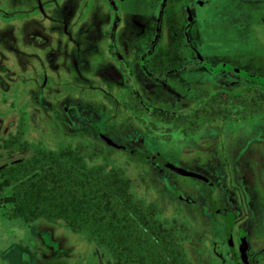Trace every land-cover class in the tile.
<instances>
[{
  "label": "rangeland",
  "instance_id": "rangeland-1",
  "mask_svg": "<svg viewBox=\"0 0 264 264\" xmlns=\"http://www.w3.org/2000/svg\"><path fill=\"white\" fill-rule=\"evenodd\" d=\"M255 84L264 0H0V142L21 128L41 150L102 143L160 218L200 232L201 251L185 242L192 264H264V110L234 104L188 134L151 108L188 112ZM32 153L1 148L0 168ZM11 192L0 195V264H113L61 218L15 216Z\"/></svg>",
  "mask_w": 264,
  "mask_h": 264
},
{
  "label": "trees",
  "instance_id": "trees-1",
  "mask_svg": "<svg viewBox=\"0 0 264 264\" xmlns=\"http://www.w3.org/2000/svg\"><path fill=\"white\" fill-rule=\"evenodd\" d=\"M234 104L242 106L238 111L245 116L263 111L264 85L248 86L238 93L213 91L188 112L160 107L150 112L193 134L217 118L228 119ZM1 148L33 149L31 155L0 168V195L6 186L12 187L6 199L16 207L15 216L28 222L39 217L61 218L71 229L103 246L113 264H192L185 242L202 250L200 232L186 221L160 218L159 205L139 198L124 170L109 166L110 152L102 143L78 142L41 150L24 140L19 128L1 140ZM142 155L165 164L168 161L158 153ZM98 157L104 161L93 162ZM211 205L218 209L212 200ZM230 246L238 258L232 242Z\"/></svg>",
  "mask_w": 264,
  "mask_h": 264
},
{
  "label": "water",
  "instance_id": "water-1",
  "mask_svg": "<svg viewBox=\"0 0 264 264\" xmlns=\"http://www.w3.org/2000/svg\"><path fill=\"white\" fill-rule=\"evenodd\" d=\"M105 137V139L109 142V143H111V144H114V145H116V143L112 140V139H110L109 137H107V136H104ZM166 165L167 166H169L171 169H173V170H175V171H177V172H179V173H182V174H185V175H192V176H198V177H203V175H201V174H199V173H197V172H194V171H191V170H187V169H185V168H182V167H180V166H177V165H175V164H173V163H170V162H166ZM204 178V177H203ZM232 218H233V216H231L230 217V226L229 227H231V225H232ZM243 240H242V244H244L245 243V240H244V238H242Z\"/></svg>",
  "mask_w": 264,
  "mask_h": 264
}]
</instances>
